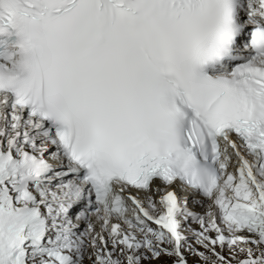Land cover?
<instances>
[{
    "label": "snow or ice",
    "instance_id": "6c2138e0",
    "mask_svg": "<svg viewBox=\"0 0 264 264\" xmlns=\"http://www.w3.org/2000/svg\"><path fill=\"white\" fill-rule=\"evenodd\" d=\"M0 264H264V0H0Z\"/></svg>",
    "mask_w": 264,
    "mask_h": 264
}]
</instances>
